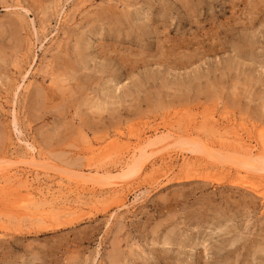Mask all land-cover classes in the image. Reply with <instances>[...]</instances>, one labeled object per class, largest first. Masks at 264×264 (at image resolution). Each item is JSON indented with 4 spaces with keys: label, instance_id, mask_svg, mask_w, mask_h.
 Here are the masks:
<instances>
[{
    "label": "rangeland",
    "instance_id": "1",
    "mask_svg": "<svg viewBox=\"0 0 264 264\" xmlns=\"http://www.w3.org/2000/svg\"><path fill=\"white\" fill-rule=\"evenodd\" d=\"M259 154L264 0H0V264H264Z\"/></svg>",
    "mask_w": 264,
    "mask_h": 264
},
{
    "label": "bare ground",
    "instance_id": "2",
    "mask_svg": "<svg viewBox=\"0 0 264 264\" xmlns=\"http://www.w3.org/2000/svg\"><path fill=\"white\" fill-rule=\"evenodd\" d=\"M167 137V136H166ZM170 137V136H169ZM164 138V137H163ZM159 140V139H158ZM165 140H167V139H165L164 138V141ZM200 140V139H199ZM174 142V141H173ZM173 142H171V143H173ZM155 143H156V141H155ZM152 144H154V142H152V143H148L147 145H152ZM146 145V146H147ZM166 145V144H165ZM170 145V144H169ZM253 151V150H252ZM210 153V152H209ZM220 153V152H219ZM212 154V153H211ZM216 154H218L217 152H216ZM238 154V153H237ZM223 155V154H222ZM212 156H214L215 157V155H212ZM238 155H236V157H237ZM232 159H233V157H231ZM238 158V157H237ZM243 158V157H242ZM245 158V157H244ZM228 159V158H227ZM239 159V158H238ZM237 159V160H238ZM234 160V159H233ZM235 161H236V158H235ZM239 163V162H238ZM11 165V164H10ZM245 168H247V170L248 169H253V170H258V171H264V155L263 156H260V154L259 155H257V156H255V157H249V156H246V159H245V161H244V163L242 164ZM28 184H30L31 185V183H28ZM41 188V187H40ZM33 189V188H32ZM30 192H32V191H30ZM30 194V193H29Z\"/></svg>",
    "mask_w": 264,
    "mask_h": 264
}]
</instances>
